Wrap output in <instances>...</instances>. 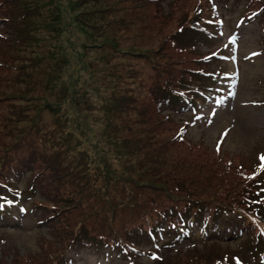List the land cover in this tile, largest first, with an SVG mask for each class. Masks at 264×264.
<instances>
[{
    "label": "rangeland",
    "instance_id": "374dc122",
    "mask_svg": "<svg viewBox=\"0 0 264 264\" xmlns=\"http://www.w3.org/2000/svg\"><path fill=\"white\" fill-rule=\"evenodd\" d=\"M0 15L10 17L0 19V264H58L71 257L78 264H125L119 259L123 251L68 255L76 199L56 200L50 180L71 181L72 157L77 158L73 155L79 151L87 152L84 162L110 157L98 144L102 135L117 132L132 137L129 129L140 126L135 120L154 106L143 103L142 97L146 81L156 77V67L173 75L193 68L214 76L197 112L186 106L189 114L182 113L179 103L175 110L180 113L158 112V106L156 112L149 110V127L154 129L149 137L151 159L159 151L158 141L167 143L170 153L192 152L207 174L201 182L219 181L247 197L249 206L254 202L264 206V0H0ZM224 18L229 19V30L236 20L238 30L223 31ZM193 32L198 43L183 56L171 41L178 37L183 44L181 39ZM175 47L183 48L176 42ZM147 56L154 65L148 64ZM82 68L88 85L75 92L69 84L78 86L75 72ZM137 95L142 107L136 106ZM121 109L109 131L106 116ZM183 119L189 121L179 132ZM22 149L30 154L24 167L32 172L29 164L42 161L49 169L61 164L59 173L40 177L41 192L31 189L30 173L17 182L15 174L5 178L3 160ZM101 170V163L91 164V180L96 184H102L97 173ZM137 176L142 180L156 174L147 176L143 171ZM11 193L13 202L6 199ZM23 193L27 199L23 200ZM35 203L59 209L60 218L50 217L49 208H36ZM253 215L254 225L258 221L263 227L260 214ZM43 218L45 227L33 223ZM223 235L189 245L182 241L156 248L136 244L134 250L145 252H133L130 264H217L228 256L219 264H257L252 255L256 236ZM61 243L66 247L61 248ZM234 255L239 256L230 258Z\"/></svg>",
    "mask_w": 264,
    "mask_h": 264
},
{
    "label": "trees",
    "instance_id": "16d2710c",
    "mask_svg": "<svg viewBox=\"0 0 264 264\" xmlns=\"http://www.w3.org/2000/svg\"><path fill=\"white\" fill-rule=\"evenodd\" d=\"M138 5H140L139 2L136 8L139 7ZM3 17L10 18L0 15V19ZM78 21L81 22L80 19ZM187 30L191 31L190 27ZM180 32L181 30L176 35L179 36ZM75 35L73 40L76 41L78 39L76 30ZM177 38L173 37L171 42H173L175 50L183 56H188L186 50L189 51L194 47V44L198 43L195 42L196 32L181 39L183 44H180ZM175 42L183 48H176ZM146 58L149 65H154L149 56ZM198 61L201 63L204 60L199 59ZM191 62L189 63L191 64ZM155 70L156 77L146 81L145 95L143 94L142 97L143 103L145 101L153 102L154 106L145 108L146 110L141 114L143 118L135 120L134 123L140 126L129 129L132 137H121L117 135V132L102 135L98 144L110 153V157L102 155L101 158H90L88 162H84L82 156L87 152L79 151L73 155H78L77 158L72 157L74 164L72 180L67 184L50 180L51 193L56 200L65 197L76 199V212L71 224L73 229L70 234L71 243L68 255L74 253L78 255L86 250L101 254L102 250L107 249L108 253H115V255L124 251V258L131 259L134 257L133 252L137 251V249L134 250V248H138L136 244L145 248V246L154 247L159 243L163 246L169 245L178 240L188 243L193 233L203 231H206L207 235L202 239L207 240L210 237H221L214 236L212 231L231 234L234 229L241 231L243 226L251 227L255 236L263 235L264 226L261 227V230L259 225L253 226L251 220L253 217L256 218L253 214H260L259 221L264 223V206L260 205L263 202H254L249 206L246 203L247 197L221 186L219 181L206 179L201 182L202 176L207 174L201 170L192 152L170 153V146L158 141L159 151L155 159H151L149 137L154 133V129L152 126L149 127L151 120L147 116L149 110L153 109V112H156L158 106V112L170 110L177 112L175 108L179 103L183 107L181 110H185L186 106H189L196 112L197 105L203 103L205 94L209 93L210 80L214 76L212 72H205L203 69L187 68V73L185 72L183 75H173L170 71L157 67ZM85 72L84 68L75 72L79 84L78 86L69 84L75 89V92L81 86L88 85V79L83 75ZM196 76L203 79H195ZM219 84L217 83V85ZM109 103L114 104L115 102L110 100ZM135 103L137 107H142L138 95ZM112 107L118 108L116 105H112ZM120 111L123 113V109H121L106 116L105 124L109 131H112L113 127L115 128L114 118L119 115ZM186 111L189 113V110ZM187 122V119L183 120L178 129L179 132L185 131ZM75 127L79 130V124H76ZM174 139L177 140L176 137ZM37 156L40 160L39 152H37ZM108 158H111L114 164ZM29 159L28 150L22 149L13 153L8 160H3V166L8 174L16 172L20 168L27 171L30 168L24 167V164ZM93 162L101 163L102 170L97 173L102 178L100 182L102 184H96L91 180L90 168ZM29 165L35 171L36 178H34L38 179L32 182L31 189L39 192L41 189L38 187V183L40 177H44L45 172L53 174L61 171V164H57L52 169H49V166L45 168L42 161L41 165L38 163ZM117 165L121 168L122 173L117 169ZM14 166L17 167L13 168ZM144 166H148V169L140 170ZM134 171H138V173L131 177L125 175H131ZM143 171L147 176L151 174H156V176L150 179L136 180L139 177L137 174L141 175ZM126 198L129 201H126ZM36 206L49 208L50 217L56 219L61 216V211L57 208L51 209L42 203H38ZM33 223H38L39 227H45L47 220L45 218L35 219ZM84 229H88V231L82 232ZM261 243L257 246L259 250H262L264 239H261ZM60 245L61 248L66 247L64 243ZM224 259H229V257L222 260ZM58 264L78 263L71 257Z\"/></svg>",
    "mask_w": 264,
    "mask_h": 264
},
{
    "label": "snow or ice",
    "instance_id": "6c2138e0",
    "mask_svg": "<svg viewBox=\"0 0 264 264\" xmlns=\"http://www.w3.org/2000/svg\"><path fill=\"white\" fill-rule=\"evenodd\" d=\"M261 170L264 171V157H261Z\"/></svg>",
    "mask_w": 264,
    "mask_h": 264
},
{
    "label": "bare ground",
    "instance_id": "6f19581e",
    "mask_svg": "<svg viewBox=\"0 0 264 264\" xmlns=\"http://www.w3.org/2000/svg\"><path fill=\"white\" fill-rule=\"evenodd\" d=\"M140 2V1H139ZM140 4V3H139ZM139 6V5H138Z\"/></svg>",
    "mask_w": 264,
    "mask_h": 264
}]
</instances>
